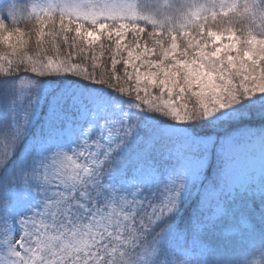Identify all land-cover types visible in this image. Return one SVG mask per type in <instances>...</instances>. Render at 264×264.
Here are the masks:
<instances>
[{"label": "rangeland", "instance_id": "obj_1", "mask_svg": "<svg viewBox=\"0 0 264 264\" xmlns=\"http://www.w3.org/2000/svg\"><path fill=\"white\" fill-rule=\"evenodd\" d=\"M20 1L19 4L14 0H0V17H20L24 11L37 20L17 31L4 30L0 42L24 47L28 36L43 32V15L52 13L72 21L76 33L87 44L110 37L116 39L115 52L125 50L136 65L134 81H127L131 92L141 97L147 91L156 98L158 112L175 119L174 123H168L167 118L169 125H165L172 126L170 132L174 136L192 133L176 143L170 158L173 163L159 166L166 184H162L157 202L150 210L158 222L177 206H183L199 187L207 160L192 151L199 145L207 151L214 144L212 136L204 138L195 125L190 126L196 121L187 119L186 111L176 99L186 100L182 104L193 107L195 114L203 115L212 129L221 131L233 121L237 122L231 127H246L251 126L256 117L264 118V37L254 35L249 26L245 27L244 37L224 28L223 23L214 28L217 31L208 26L212 18L240 8L250 10L252 0H199L198 8L185 7L177 13L181 21L175 24L166 23L169 14L163 6L171 7L173 2L181 4L182 0L169 3L164 0H30V4ZM192 22L197 24L192 35L194 42L185 41L179 50L167 49V53L165 49L159 56L153 46L142 41L153 37L160 41L156 42L160 46L161 41H166L163 37L189 31ZM85 23L95 28L84 26ZM80 74L89 76L85 72ZM154 85L167 92L165 100L162 94L159 97L149 90ZM243 93L250 99L231 109V103H235L232 100ZM101 94L102 88L81 86H73L65 94L73 108L70 121L65 127L48 128L38 148L42 157L35 167L33 165L35 186L42 190L45 202L30 194L25 183L7 192L9 198L0 193V264L86 262L91 249L104 240H108L110 264H130L126 252L129 245L122 242L118 233L121 225L132 219L138 210V195L144 188H151L158 176L156 167L135 166L136 170L128 174L144 176L129 180L128 174H122L107 191L95 192L93 197L82 190L84 184L97 185L90 180L102 177L104 161L137 129L127 121L128 110ZM78 120L86 126L76 125ZM206 132L209 136V131ZM262 133L241 143L229 144L222 151V182L220 189L210 197L203 222L208 234L219 237L206 248L209 264H264L262 236L255 235L249 220L226 221L221 206V202L226 206L225 201L230 198L231 209L240 216L246 212L257 213V206L248 207L247 200L240 196L247 193L260 201L264 193V131ZM177 235L178 232L175 241H178ZM231 240L235 243L233 248L227 249L228 254L219 255L216 251L220 245ZM152 248L162 256L174 254L168 255L161 264H189L191 261L187 249L166 251L162 244ZM140 254L141 249H137L136 255L140 257ZM207 263L204 259L200 262Z\"/></svg>", "mask_w": 264, "mask_h": 264}, {"label": "trees", "instance_id": "obj_2", "mask_svg": "<svg viewBox=\"0 0 264 264\" xmlns=\"http://www.w3.org/2000/svg\"><path fill=\"white\" fill-rule=\"evenodd\" d=\"M258 9L259 8H253V12L244 17L245 21L242 20L243 17L241 13H236L221 18L222 23L224 24V27L229 26L232 28L235 34H237L239 37H244L247 33L244 31L246 26L250 27L249 30L254 35H260V31L257 29V26L260 25L261 21H264V15L258 16ZM19 25L21 27H28L29 20H24L23 18ZM6 27H8V22L0 19V35H2V32H4L3 29ZM115 40L116 39L110 37V39L104 41L98 40L96 43L91 45L87 44L82 39V37L76 33L74 25L67 21H62L59 17H56V19L52 18L48 21L43 32H40L35 36L30 35L27 37V39L23 42L25 43L24 47H13L10 45L8 48L0 44V74L6 77L14 78L20 76L21 74L34 71V69L41 70L43 76L40 77L39 75L37 78H35V81L36 83H40L42 79L46 84L50 85V91L54 98L57 97V94L63 85L62 79H76L75 77H86L91 79L93 83L100 84L108 88L109 93L116 91L124 98L135 99L133 98L135 95L128 87L127 81L128 79L134 81L133 76L136 65L127 56L125 50L115 52L113 48ZM142 41L149 44L150 46H153L159 56L163 53L162 50L167 47L166 43H162V45L157 46L156 42L159 41L153 37L143 38ZM155 57L157 58L158 56ZM81 72H85L89 74V76H82L80 74ZM146 83L149 84L148 82ZM134 86L136 87V85ZM149 90L153 91V95H158L159 97L160 94H162V98L164 100L167 97V92L163 88L161 91L157 85L152 86V89L150 88ZM147 93V91H144L143 96H141L140 99L138 98L143 105L142 114H144V103L148 101L153 108L152 114L157 116L160 113L158 112L156 98L154 96H149ZM247 98L250 99V96L244 93L240 96V98L236 97L234 100H232V102L235 103H231L232 105H230V108L234 109L237 107V105L245 103ZM176 100H178L180 107L186 111L187 118L196 121L193 126L195 125L197 127L202 136L205 138H210L211 136L213 137V148L207 150L208 155L205 154L206 151L202 149V146L196 150L199 155H207L209 158V163L200 182V192L197 194V198L194 199L196 215L201 216V209L205 205L208 194L211 191H216L220 188L223 169L222 163L220 161L221 150L223 149L222 147L225 146L229 138L232 141L242 142L246 140L248 136L260 134L264 127V118L256 117L252 121L251 126L234 128L239 131L234 129L230 130L231 128L221 131L220 129H212L210 127V123L204 121L203 115L195 114L193 107L188 108L185 106V104H182L186 103V100ZM226 107H228L227 104ZM245 107L247 106H244L243 108ZM168 117L169 116L162 113L163 120ZM236 122L237 121H233L229 125H232ZM145 128L147 130L149 127ZM206 131H209V136L206 134ZM233 132H239V135L235 137ZM140 133L142 132L140 131ZM201 144L204 145L205 141H201ZM159 154L160 156L162 155V167H164L165 162H170L169 160L165 159V156L167 155L165 147H162V152ZM124 155L135 157L138 156V152L136 150H131L129 153H126V151H120L114 154L113 157L106 161L104 166V174L106 175V178H110L111 180L117 175L115 173V168H117V165L115 166V159ZM246 199L248 207L257 206L258 220L255 219V221L257 226L261 228L264 224V198H262V200L259 202L257 199H255V197L246 195ZM243 214L246 219H251L250 212ZM237 215L238 212L236 213V217ZM178 219L183 224H186L185 209H183L179 214ZM257 235L262 236V239L264 240V231L259 230ZM101 259L99 263L101 262Z\"/></svg>", "mask_w": 264, "mask_h": 264}]
</instances>
